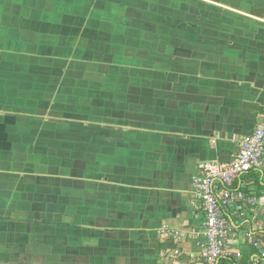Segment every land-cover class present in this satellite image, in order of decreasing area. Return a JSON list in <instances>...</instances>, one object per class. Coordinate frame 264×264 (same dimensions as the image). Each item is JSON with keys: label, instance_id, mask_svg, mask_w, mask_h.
<instances>
[{"label": "crops", "instance_id": "crops-1", "mask_svg": "<svg viewBox=\"0 0 264 264\" xmlns=\"http://www.w3.org/2000/svg\"><path fill=\"white\" fill-rule=\"evenodd\" d=\"M263 113L264 0H0V264L187 259L198 166L232 160ZM235 190L241 258L220 264H254L264 173Z\"/></svg>", "mask_w": 264, "mask_h": 264}, {"label": "built area", "instance_id": "built-area-1", "mask_svg": "<svg viewBox=\"0 0 264 264\" xmlns=\"http://www.w3.org/2000/svg\"><path fill=\"white\" fill-rule=\"evenodd\" d=\"M198 174L193 177L192 192L194 207L203 214L198 239L200 248L197 253H190L184 259L181 247L165 251L164 257L172 259L175 264H220L222 259L241 255L228 248L229 240L234 234V227L229 212L233 208L243 214L244 196L235 190L236 182L253 171L264 173V113L260 116L251 134L244 136L239 143V150L228 162L207 161L198 166ZM248 205L264 207V196L248 194L245 197ZM162 234L171 238L177 245L184 243L190 234L177 229L164 227ZM245 238L259 253L254 264H264V233L257 234L251 229Z\"/></svg>", "mask_w": 264, "mask_h": 264}, {"label": "trees", "instance_id": "trees-1", "mask_svg": "<svg viewBox=\"0 0 264 264\" xmlns=\"http://www.w3.org/2000/svg\"><path fill=\"white\" fill-rule=\"evenodd\" d=\"M178 13L181 15V11H178ZM174 24H175V26H174L175 29H181V27H182L181 18L177 17V19L174 21ZM162 29H167L166 24H164V27H162Z\"/></svg>", "mask_w": 264, "mask_h": 264}]
</instances>
